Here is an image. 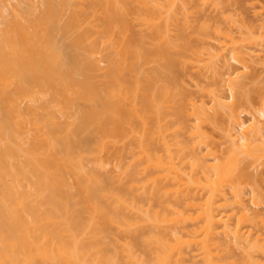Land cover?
<instances>
[{
    "label": "bare ground",
    "instance_id": "1",
    "mask_svg": "<svg viewBox=\"0 0 264 264\" xmlns=\"http://www.w3.org/2000/svg\"><path fill=\"white\" fill-rule=\"evenodd\" d=\"M82 1L0 0V264H264L244 202L264 110L246 124L231 86L225 120L245 131L217 155L203 123L218 107L179 90L167 39L185 0ZM213 32L224 56L231 25Z\"/></svg>",
    "mask_w": 264,
    "mask_h": 264
},
{
    "label": "rangeland",
    "instance_id": "2",
    "mask_svg": "<svg viewBox=\"0 0 264 264\" xmlns=\"http://www.w3.org/2000/svg\"><path fill=\"white\" fill-rule=\"evenodd\" d=\"M19 1H22V6L29 3V0ZM38 1L31 0L32 3ZM78 2L81 6L85 4L82 0ZM185 2V10H178L174 23L170 22L167 25V39L175 41L180 53L176 60L178 86L179 90L184 91L198 103L206 101L207 106L217 105L219 112L217 119L213 118L212 110V119L203 123V131L208 136L209 147L215 149L217 155H221L232 146L228 142V132L236 133L241 138V132L245 131L240 130L235 124L229 126L225 120L231 102L230 87L235 86L234 98L242 102L238 112L246 124L251 123L253 116L260 115L261 110H264V60L261 56L259 58L258 51L255 50L259 45V33L256 29L264 22L261 19L264 16V0H185ZM128 18L133 32L140 33L149 40L150 29L142 25L132 14H129ZM216 24L223 27L231 25L232 36L236 41L231 48L223 52L224 56H218L222 51L217 46L223 40L217 39L213 32ZM203 25H206L207 33L202 31ZM160 43L164 45L162 40ZM112 52V49H104L97 54L101 65L105 64L106 56ZM223 61H227L228 65L225 66ZM243 65H247L248 68H244ZM229 78L232 80L229 81ZM217 97H222L221 102L224 104H220L216 100ZM22 105L25 106L26 103ZM192 123L194 121L189 118L175 134L180 139L189 138L188 126ZM244 164H250L247 170L253 176V180L244 185V202L250 214L257 211L254 228L264 230V203L255 205L252 202L253 194L264 199V158L252 164L250 159H247ZM152 203L156 204V201ZM259 259L264 261V253L259 254Z\"/></svg>",
    "mask_w": 264,
    "mask_h": 264
}]
</instances>
